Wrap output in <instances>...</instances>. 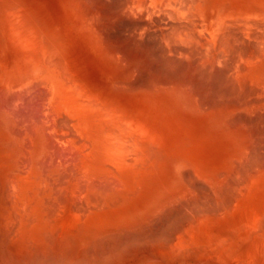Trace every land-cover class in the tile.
<instances>
[{"label":"rangeland","instance_id":"rangeland-1","mask_svg":"<svg viewBox=\"0 0 264 264\" xmlns=\"http://www.w3.org/2000/svg\"><path fill=\"white\" fill-rule=\"evenodd\" d=\"M180 1L182 2L183 0H179V2ZM184 1L186 3L188 1L191 2L192 0H184ZM184 1L182 3H184ZM11 2H12V4H11ZM138 2H141V3L147 2L148 4L145 3V4H142V5H144L143 7H142V5L139 7L140 3H138ZM172 2H173L172 0L171 1L170 0H160V1L159 0H142V1L141 0H136V1L135 0H0V149H1L0 150V157H2L0 159V163H1L0 164V186H1L0 192H2V193H0V196H1L0 197L1 198V200H0V217H1L2 211L5 209V205H6V202H4L5 203V205H4L2 203V201L4 199H6L7 197L12 199L11 197H13L12 196L13 194L12 195L9 194V193H12L11 187H13V188L18 187L17 184L19 183V181L15 180L16 179L15 178V173H16L15 168L16 169H20L22 167H24V168L28 167L29 168L31 166V164L33 163V159H34V152H32V151H35V147H36L35 143L37 145V138L40 137V135L43 139H45L46 144H48V148L50 147L49 151L46 150V152H49V153H46V154H48V155L51 154V155H49V157H47V155H45L46 156L45 158H47V159L44 158L45 162H47L46 160H48V161L50 160V158H51L50 156L54 155V154H52V151H53V153L56 152L55 156L56 157L58 156V159H59L60 153H62L61 154L62 156H64V155L67 156L66 158H68V156H69L70 158L74 159L73 160L74 162H72V160L70 158L68 159L69 161L65 159L67 162L66 164H68V162L70 164V161L73 164L75 162H77L75 164H80L81 160L80 161L78 160L79 157L77 155H76V157H74L75 156L74 151L72 153V155H74V156L72 157L71 152H72V150H75L76 154L80 153V155H81L82 152H79V150H78L79 153L77 152V149H80V151L83 149V147L80 146V142H86L88 140L87 138H84V135L86 136L88 133H87L84 126L81 129L80 121L84 120L81 116H84L85 111H83V109L85 108V105H87V103H88L87 101L91 97H92L91 99H93V97H94V99L97 100V101L93 100L95 102L92 101V103H94V104L98 101L102 102L101 100H104L108 104L111 103L110 104L111 106L109 105L110 107H112V105L114 104L113 107H116L119 109L123 107L125 109L135 111V112L139 113L140 115H144L148 118H151V120H154L157 117H161V120L163 121V123L166 127V132H167V137H166V140L164 142L165 148L167 149V151L172 150V152L164 160L165 161L164 166H166L168 169L163 166L162 172L160 174H158V178H168V179L174 178L175 173L172 170L173 159H174V157H181V159H183L185 161L182 166H184V165L187 166V167L184 166L183 168L181 167L182 172L187 171V173H184V172L183 173L185 175L187 174L189 177H190V174L192 175L193 172H194L193 175L195 174L196 176L195 175L194 176L196 178L198 175L199 176L201 175L202 178H200V179H204L206 181H204V180L198 181L199 176L196 179L192 175L191 178L193 177V180L195 179V182L198 184L203 183V184L198 186V188L201 190V194L203 191L207 190V192H208V190H209V193H212V197H213V198L211 196L207 197L206 192L205 193L203 192V194L206 197L202 196L203 194L202 195L200 194V196H199L200 190H199V192L196 191L197 197L195 196V198L197 199V198L201 197L200 198L201 200L197 199L196 200V202L198 201L197 204L195 203V199H192V201L194 200L193 204H192V201L189 200L186 202L189 204V206H188V204H186L185 205L186 207L188 206L192 210H195V209H199V210L219 209V211H220L222 209L221 213L229 214V216L227 218L229 221V226H231L232 228L238 227L240 224H243V225L245 224L244 226L243 225H241V226H243L247 231H249V232L257 231L256 228L259 224L257 222L259 220L257 221L258 214H256V213H258V212H256V211L260 209L259 211L264 213V175H263V173H264V164H263V162H264V107H263L264 106V96L260 98V96H262L260 94L261 93L263 94V90L261 92H259L260 94L257 93V90H254V89L251 91V89H249V86H253V85L248 83L249 86L243 85V89L246 92L247 91H250V92H247V93L242 92V89H241L242 87H240V84L237 81H236L237 83L234 82V79H231L232 77L233 78H235V77L234 76L231 77V74H230L231 68H232L231 62H230V54H224L221 51L220 44L217 43L218 41L214 37L212 39V34L207 29L202 30V32L205 33L206 31H208L207 35H209V36L206 37V35H205L206 33H205L204 38H206V39L202 38L204 40V42L201 44L202 48H203V46H204V49H206V47H207L206 54H204V52H205L204 49H201L199 45L196 46L197 45L196 43L191 44L190 43L191 41L188 42L189 40H184V39H182V41L184 40V41H186V43L188 42L187 43L188 46H190V47L193 46L194 49L188 47L185 43H183V45L185 44V47L187 46L190 49V51L188 50L187 47H186L187 49L183 48V45L180 44L181 39L176 40L175 47L173 48L174 42H173V46H172V43H170V42L168 43L167 40H165V39L167 38L169 40V38H170V40L174 41L176 38L174 36L177 34V31L180 28H182V25L185 24V23L184 24H182V23L185 21H186V24L189 22H192L194 20L193 19L194 17L192 18L191 17L192 15L190 16L188 11H185V10L179 8L178 9V10H180L179 14H182L183 16L180 15V17H179L180 20L179 19L175 20L176 18H178V16H177L178 10H176V13H173V12H175L174 9H175V7H178V6L180 7L181 4L179 3V5L177 6ZM192 2L194 3V6L196 5V7L193 9V12H196V13H193V15L195 16V15L199 14V16L198 15L197 16L199 17L198 19H200V22H201V17L203 15H206L205 18L207 20H209L210 22L213 21V17L215 15H220V16L222 15L221 17H223V18L228 17V16L230 18H234V19L237 18L236 22L237 21L241 22L242 19H245L248 17L251 19L264 21V0H197V1L195 0ZM137 4H138V6H137ZM226 4H227V6H226ZM20 6H21V9H20ZM14 7H18L17 8V9H19L18 13L16 11L17 9L15 10ZM203 7H205V8H203ZM131 8H133V9H131ZM13 9L16 11V14H15V11L13 14L12 13L10 14L11 10L13 11ZM218 9L220 12L218 11ZM7 10L9 12H7ZM6 12L9 14H7ZM87 12H88L90 17L88 15H86ZM215 12L217 14H215ZM243 13H245V14H243ZM4 14H7V15H4ZM233 14H234V16H233ZM12 15H14L16 17H14ZM174 15L176 16V18ZM91 16H92V18H91ZM146 17H147V20H146ZM196 19L197 18H195L194 21L199 22V21H197L198 19L197 20ZM91 21L94 25L91 23ZM150 21H151V23H150ZM179 22L182 25H180ZM140 23H141V25H140ZM177 23L179 24L178 27L175 25ZM39 24L41 27L39 26ZM17 25H18V27H17ZM28 25H30L29 29H31V27H33V29H36L35 33H37V34H34L35 37H33V35L30 34V32H32L33 29H32V31L30 30V32H28V30H27ZM43 25H45V26H43ZM100 25H101V27H100ZM171 25L172 26L174 25V26L171 27ZM134 26H136V27H134ZM147 26H148V28H147ZM10 27L12 28V31H11ZM40 28H41V30H40ZM169 28H172V29H169ZM177 28H179V29L177 30ZM15 29H17V30H15ZM148 29H150V30H148ZM143 31H144V34H142ZM172 31H174L175 35L172 33ZM9 32L11 33V35ZM14 32H17L15 37L13 36V34L15 35ZM21 32H23V33H21ZM41 32H43V34H41ZM140 32H141V34H140ZM20 33L22 34L21 36L25 35L26 40H27V38L29 39V41L34 46V50H33V48H31L33 46H31V43L28 40L26 43H28V44L30 43L29 49L31 48L32 51H31V49H30V51L29 50L27 51L26 48H28V47L23 48L24 43H25L24 41H26V40L24 38H23L24 41L22 39L18 40L19 38H21L19 36ZM32 33H34V31ZM36 35H37V39H36ZM103 35H104V37H103ZM139 35H140V37H139ZM141 35H142V37H141ZM160 35H161V38L163 40L160 38ZM169 35L170 36L172 35V37H170ZM41 36H44L43 39ZM31 37H33V38H31ZM209 37H210V39H209ZM159 38H160V40H158ZM31 39L34 40V42ZM35 39H36V41H35ZM208 40H211V41H208ZM212 40H215V42ZM9 41H11V42H9ZM12 41L13 42L15 41L14 42L15 44L17 42L18 43L20 42V43L18 45L17 44L14 45V43ZM163 41H164V43L166 41L168 44H171L170 49L171 48L173 49L172 50L173 53L171 52L173 56L169 53L171 50L166 47V46H170V45H168V44L165 46L163 45L167 50H169V51H167V50L165 51V48L162 46V44H164ZM182 41H181V43H182ZM207 42H208V44H207ZM26 43H25V46L28 45ZM209 43H210V45H209ZM159 44H161V46ZM194 44H196V45L194 46ZM19 45L23 49L22 48L19 49L18 48ZM92 45H94V46H92ZM181 45H182V47H181ZM160 47H162V48H160ZM113 48H115V49H113ZM154 48H157L158 50L154 49ZM181 48H183V49H181ZM174 49H176L177 51ZM185 49H186L187 53L189 51L188 55L192 56L194 54L193 56H197V54H198V56L197 57L192 56L193 58H191L190 56H187L191 60V61H188L187 59H189V58H187L185 56V53H186ZM107 50H109V51H107ZM179 50H180V52L182 50V53H184V51H185L184 56L186 57L187 61L185 60L184 56H182L183 54L182 55L180 53L177 54V52H179ZM192 50H193V52H192ZM198 50H199V52H198ZM201 50H203V51H201ZM52 51H53V53H52ZM167 52L171 56L168 55ZM202 52H203L204 56L201 54ZM113 53H114V55H113ZM118 53H119V55H118ZM179 54H180V58H179ZM200 54L205 59L206 63H208V64L210 63L209 65L206 63H203L202 62L203 60L200 61V58L203 59L200 56ZM207 54H209V55H207ZM174 55H176V56H174ZM213 55H214V57H213ZM215 55H217L218 57L217 56L215 57ZM197 58H198V60H197ZM213 58H214V60H213ZM49 59H50V61H49ZM54 59H55V61H53ZM57 59L58 60L62 59V60L58 61ZM194 59H196L195 60L196 62L194 61ZM173 60H174V65H172ZM198 61H199V63L203 64L204 68L202 67L201 64L198 63ZM213 61H214V63H213ZM54 62H56V63L53 64ZM58 62H60L61 64L59 65ZM62 62H63V64H62ZM220 62H221V65H223V66L218 65V64H220ZM195 63H197L198 65ZM219 67H222V68L218 69ZM192 68H194L195 70ZM207 69L208 70L210 69L212 73L209 72ZM214 69L217 72H215V71L213 72ZM190 70H191V72H189ZM204 70L208 74H206L204 72ZM65 71L68 72L69 76L67 73H62ZM192 71L194 74L192 73ZM198 71H199V73H198ZM219 71H223V72H219ZM185 72H186V74H185ZM201 73H204V74L202 75ZM226 73H227V75H226ZM184 74H185V76H184ZM222 74H223V76L224 75H226V76L223 77ZM199 75H200V77H202L204 75L206 77H204V78L202 77L203 79H201L199 77ZM227 76H228V78H226ZM64 77L69 78L70 81L72 82V84L70 82V83H67V85H66L65 82H67L69 79L65 80V79H63ZM180 78H181V80H180ZM190 78H192V79H190ZM188 79H189V81H188ZM190 80H192V81L194 80V81L190 82ZM205 80H207V81H205ZM230 80H233L234 83H232V82L228 83ZM119 81H120V83H119ZM122 81H124V82H122ZM39 82H41V83H39ZM170 82L171 83L173 82V83L171 84ZM176 82L178 84L180 83V85H178ZM188 82H190V85H192V86H190V88L192 87L191 90L193 92H190V90H189L190 88L187 87V86H189ZM112 83H114V84H112ZM175 83L177 86L173 85ZM184 83H185V85H187L186 83H188V85L185 86ZM227 83H228V85H227ZM73 84H74V86H73ZM162 84H163V86L159 87ZM231 84H232V87L234 89H232ZM31 85H32V87H31ZM42 85H44V86H42ZM68 85L70 87H68ZM77 85H78V88H77ZM155 85H157L158 87ZM181 85L187 87V89L189 88L187 90L184 87L188 92H190L191 94L193 93L192 94L193 96L192 95L188 96L189 98H190V96H192V98L194 97L193 98L194 100L191 99V100H193L192 101L193 103L181 102L182 98L185 99V96L187 97L186 93H188V92L185 93V89H183L185 94L182 92L181 89L183 88V86L181 89L179 87ZM4 86H5V88H4ZM19 86H23V87H19ZM39 86L41 87V89ZM170 86H172V87H170ZM226 86H227V88H225ZM79 87H81V88H79ZM119 87H121V88H119ZM165 87H167V88H165ZM175 87L178 89H176ZM237 87H239L241 90H239ZM244 87H246L247 89ZM42 88L44 90L48 89L50 91L45 90V92H44V90ZM195 88L199 91H197V90L195 91ZM6 89H7V91H6ZM65 89H70L71 91L65 90ZM74 89H75V91H74ZM77 89H79V92L81 93V96H83V97L85 95L87 97H89L91 95L92 96L90 98H88V100L86 99L87 97L85 96L83 99H86L87 101L84 100V103L80 104V102H83V100L82 99L80 100L81 96L79 95V92H77L78 91ZM38 90L39 91L42 90L41 93H39ZM204 90L206 91V94H205ZM10 91H11V93H10ZM211 91H213V93H211ZM43 92H44V94H43ZM48 93L50 95H47ZM203 93H204V95H203ZM230 93H232V96L234 95V97L236 95L237 98L230 96L231 95ZM36 94H38V95H36ZM42 94L45 95L46 97L43 96ZM66 94H68V95L66 96ZM70 94L72 95V97H70L71 96ZM75 94H78L80 97L78 98V95L75 96ZM208 94H210V95H208ZM63 95H64V97H63ZM194 95L195 96L197 95L196 96L197 98H195ZM68 96L70 97V99L68 98ZM251 96L252 97L254 96V99ZM256 96H258V97H256ZM76 97H77V99H76ZM247 97L249 100H247ZM224 98H226V99H224ZM195 99H198V100H195ZM223 99L225 100V102ZM258 99H260V100H258ZM41 100H43V101H41ZM68 100H70V101H68ZM71 100L76 101V102H72ZM231 100H233V101H231ZM241 100H242V102H240V103H242L243 105L242 104L240 105V103H239V101H241ZM243 100L248 101V102H244ZM1 101H3V102L1 103ZM196 101H198V102H196ZM249 101H250V103L252 102V104L249 105ZM19 102H20V104H19ZM42 102L43 103L45 102L46 104L45 103L43 104ZM217 102H219L220 105L217 104ZM222 102L226 103V105L223 104ZM36 103H37V105H36ZM47 103H48V105H47ZM75 103L77 105H74ZM89 103L91 104V102H89ZM194 103H196V106ZM197 103H199V104H197ZM233 103H235L236 105L235 104L233 105ZM246 103H247V105H249V106L245 105L246 108L248 107V109H251L250 111L247 109L249 112H247L244 109L245 108L244 104H246ZM21 104H22V106H21ZM49 104H50V106H49ZM94 104H92V106ZM42 105L46 106V107L43 108ZM54 105H56V108H53V107H55ZM72 105H74V107ZM83 105H84V108H81L82 110L79 109V107H83ZM199 105L201 106L199 109L200 111L198 110ZM214 105H215V107H214ZM222 105L224 106L225 111L228 114H226L224 112L223 107L220 108V106H222ZM228 105L231 107L227 108ZM23 106H25V107H23ZM51 106H53V107L51 108ZM203 106H206V107L204 108ZM216 106L218 108H216ZM20 107H22V108H20ZM196 107H198L197 110H196ZM27 108H29V110ZM74 108H76V109L73 111ZM89 108H90V106L88 107V110L90 112ZM253 108H255V109H253ZM24 109H25V111H24ZM42 109H44V110H42ZM202 109H203V111H202ZM220 109L223 110L225 115H222V113H221L222 110H220ZM252 109H253V112H251ZM33 110L35 112H33ZM86 110H87V108H86ZM9 111H11V112L9 113ZM26 111L28 113L31 112V113H29L31 115L27 114ZM52 111H54L53 115H52ZM63 111H64V113H63ZM216 111H217V113H216ZM229 111L230 112L232 111L231 113H233V116ZM40 112H41V114H40ZM56 112H57V114H56ZM89 112H88V115L90 114ZM34 113H35V116L37 118L34 116ZM49 113L51 115H49ZM215 113L217 116L215 115ZM10 114L12 115V117ZM25 114H26V117H25ZM63 114H64V116H63ZM28 115L30 118H31V116L33 118L30 120ZM38 115L39 116L41 115V116L39 117ZM42 115H44V116H42ZM50 116H51V118H50ZM65 116H68V117L66 118ZM225 117L227 118V121H226ZM24 118H26V119H24ZM34 118H36V119H34ZM60 118H62V119H60ZM65 118H66V123H65V120H64V122H61ZM21 119H23V120L21 121ZM46 119H48V122L50 124L47 123ZM70 119H72V120H70ZM36 121H38V123ZM59 121L61 122V125H60ZM228 121H229V124H228ZM10 122H12V123H10ZM18 123H22V125L21 124L18 125ZM52 123H53V125H52ZM12 124L14 127L11 126V128H10V125H12ZM32 124H34V126ZM36 124L39 126H37ZM55 124H56V126H55ZM66 124H67L66 127L63 126ZM230 124L232 126H230ZM57 125L59 127H57ZM15 126H17V127H15ZM62 126L64 127V128H61L63 132L60 130V127H62ZM45 127L48 130H51V131H49L50 133L48 132V130ZM48 127H50V128H48ZM51 127H53V129ZM65 128H68V129H65ZM19 129L24 131V132L20 131ZM83 129L85 130V132H83L84 131ZM238 129L240 131L239 133L242 132V135L236 134V133H238ZM70 130L74 131L72 133V135H71L72 131H70ZM236 130H237V132H236ZM44 131H45V133H44ZM81 131L84 133V135L81 137L82 140H84V141H80L81 138H79L82 135ZM52 132L54 135L51 134ZM58 132H60V133H58ZM75 132H76V134H75ZM38 134H40V135H38ZM45 134H47V135H45ZM50 134H51V136H48ZM58 136H60L61 138ZM186 136H189V137H186ZM62 137H64V139ZM24 138H26V139L24 140ZM76 139L78 141L75 143ZM85 139H87V140H85ZM58 140L60 142L61 141L62 142L61 143L59 142V144L57 146ZM24 141H26V143ZM49 141H50V143H49ZM54 141H57V143ZM66 141L67 142L69 141V142L67 143ZM189 141H191L190 145H187V144H189L188 143ZM23 142L25 145H23ZM246 142H249L248 143L249 146H248V144H246ZM20 143L22 146L20 145ZM26 145H29V146H26ZM53 145H54V147H53ZM68 145L70 147L72 146L71 147L72 150L70 149V147ZM75 145L79 146L81 148H79V147L77 148V147H75ZM244 145L247 147L245 148ZM59 146H62V148H63L62 152L60 151L61 147H59ZM64 146L66 147V149H68L67 148V146H68L70 150H66L64 148ZM19 147H22V148H19ZM51 147L53 149H51ZM56 147L58 148V150H56L57 149ZM75 148H77V149H75ZM25 149L27 152L24 151ZM64 149H65V151H64ZM54 150H56V151H54ZM247 150H248V152H247ZM7 151H10V152L8 153ZM1 152H3V154L4 153H6V154L1 156ZM18 152H20V153H18ZM22 153H26V154H22ZM57 153H58V155H57ZM63 153H64V155H63ZM21 154L23 156L21 158H19L21 156ZM26 155L27 156L30 155L31 158L27 157ZM62 156H61L62 159L60 158L61 160H63ZM3 157H6V158L4 159ZM22 158H24V160L27 158L25 160L26 163H25V161L24 162L21 161ZM10 159L11 160L16 159V161H13V160L11 161ZM195 159H197V160H195ZM236 159H238L237 161H239V160L240 161L237 162ZM1 160H2V162H1ZM29 160H30V162H29ZM186 160H188L187 163H186ZM190 160L194 164V166H195L194 168H190L188 166ZM18 161H20V164H22V166L19 165ZM5 162L6 163L8 162L7 163L8 165L10 164L9 167H8V165H6ZM245 162L247 163V165ZM260 162L262 165H259ZM27 163H29V164L27 165ZM3 164H5L8 168L5 167V165H3ZM63 164H64V162H63ZM193 164L191 165V162H190V165L192 167H193ZM237 164L239 165V167L241 166L240 169L237 166ZM249 165H250V167H249ZM260 166H261L262 170H261ZM251 167H253V168H251ZM254 167H255V169H254ZM185 168H187V169L189 168L188 170L191 173L189 174L188 170ZM216 168H217V170H216ZM256 168H258V169H256ZM190 169H191V171H190ZM228 169H230L232 173ZM221 170H223V171L225 170L224 171L225 173L224 172L223 173L218 172ZM226 170L229 172H226ZM7 171H9V172H7ZM246 171H248V172H246ZM249 171L250 172L254 171V172L250 173ZM6 172H7V174H5ZM260 172L262 173V175ZM11 173L14 174V177H13V175H11ZM216 173H218L220 175H218ZM221 174L222 175L225 174V176L223 177ZM229 174H231V176L233 174L235 177L232 178L231 176H229ZM7 175H9V177H5ZM209 175L210 176L212 175L210 177L211 180L213 179L212 177L217 178L215 180L217 183L214 182L215 186L213 185V183L211 184L212 188L209 186V184H210L209 182H211V181L207 182ZM217 176H219V177H217ZM2 177H4V178H2ZM206 177H208V178H206ZM222 177L224 180L221 179ZM242 177H243V180H241ZM5 178L9 179V180L5 181ZM11 178H15V179L11 180ZM210 178H209V180H210ZM225 178H227L228 181ZM239 178H241L240 180L243 182L239 181L238 180ZM232 179L235 181L237 179L236 182L234 181V183H236V184L232 183V181H233ZM230 180H232V181L230 182ZM245 180H246V182H245ZM17 181H18V183H17ZM226 181L228 183L230 182L229 184L232 183L233 185L231 184V186L229 185V187H228V183L226 184ZM5 182H7V183H5ZM13 182L15 183L16 186L14 185ZM240 182H241V184H240ZM8 183L10 186L8 185ZM10 183L13 185L11 186ZM217 184L219 185L218 188L221 187V188H219V191L221 189L222 190L226 189V190H223V192L217 191L218 190V188L216 187ZM237 184H239V185H237ZM205 185H207V186H205ZM222 185H225V186L227 185V187L225 188V186H223V188H222ZM201 186H202V188H201ZM213 187L216 188L217 193L214 191L215 188H213ZM229 188L230 189L234 188V190L232 191V189L230 190ZM9 189L11 192L9 191ZM210 189H213V190L210 192ZM4 190H5V192H6V190L9 191V192L7 191L9 196H7V193H5V194L3 193ZM240 190H242V192ZM237 191H238V194L240 192L242 193V194L240 193V195L242 197L240 198V200H235L233 202L234 205L231 204V207H230L228 204L227 195L230 196L231 195L230 192H232L233 195H234V193H235V195H238V194H236ZM213 192H214V194H213ZM228 192H229V194H228ZM218 193H219V195H217L218 197L215 196ZM220 193L222 195H220ZM10 195H11V197H10ZM220 196H224V198L223 197L219 198ZM204 197L207 198V200L210 197L211 201L209 199L208 201H210V202L208 203L207 200H204V199L202 200V198H204ZM215 197L219 201H217ZM238 197H239V195H238ZM220 199H222V200H220ZM224 199H226L225 201H227V202H225ZM215 200H216L217 204H215L216 203ZM4 201H6V200H4ZM199 201H201V202H199ZM203 201H205L206 204ZM203 203L205 204V206L207 205V207L203 206L204 205ZM190 205H192V206H190ZM224 205L230 207V209L232 208L233 210L232 209L230 210L228 207H225ZM210 206L211 207L216 206V207L210 208ZM217 206H219V207L217 208ZM1 208H2V210H1ZM223 209L224 210H230V212H223L224 211ZM183 211H185V209H183ZM195 211H197V210H195ZM241 226H239V227H241ZM246 226L250 227V229H247ZM252 227H254V228H252ZM254 246L263 249L262 246H264V242H258ZM253 248H255V247H253ZM258 259L260 262L263 259L262 263H264V252H262L260 254Z\"/></svg>","mask_w":264,"mask_h":264},{"label":"bare ground","instance_id":"bare-ground-1","mask_svg":"<svg viewBox=\"0 0 264 264\" xmlns=\"http://www.w3.org/2000/svg\"><path fill=\"white\" fill-rule=\"evenodd\" d=\"M172 1H173L172 3H174L177 6L179 5V3L181 4L180 7L179 6L175 7V9H174L175 12L172 11L173 13H176V10H178L180 8V9H183L185 11H188L189 15L190 16L192 15L191 16L192 18L194 17L193 18L194 20H195V18H197V19L199 18L198 17L199 14H197L198 16L193 15V13H196V12H193V9L196 7V5L194 6V3L192 1H195V0H192L191 2L188 1L186 3L184 0H183L184 3H182L183 1L179 2V0L178 1L172 0ZM138 3H140L139 4V7H140L142 4H145L147 2H145V3L138 2ZM11 4H12V2H11ZM137 6H138V4H137ZM143 6L144 5H142V7ZM226 6H227V4H226ZM17 8L18 7H14L15 10ZM203 8H205V7H203ZM14 9H13V11L11 10L10 14L14 13V11H15ZM20 9H21V6H20ZM131 9H133V8H131ZM18 10L19 9L16 10L17 13L19 12ZM16 11H15V14H16ZM179 11L180 10H178V12H177L178 15L176 14L178 16V18H176V16L174 15L176 18L175 20L179 19L180 15L183 16L182 14H179L180 13ZM218 11H219V9H218ZM7 12H9V11L7 10ZM7 14H9V13H7ZM7 14H4V15H7ZM215 14H217V13L215 12ZM243 14H245V13H243ZM86 15L89 16L88 12ZM12 16H14V15H12ZM221 16L215 15L213 17L212 22H210L209 20H207L205 18L206 15H203L201 17V22H200V19H198V20L196 19L199 22H195L193 20L192 22H189L187 24H186V21L184 20L185 22L182 23V24L185 23L184 25L180 24V22H179V24L182 25V28H180V29L177 28V30L178 29L179 30L177 31L176 35L174 34V31H172V33L175 36L173 34L172 35L174 37H176L177 39L175 38V40L173 41V40H170V38H169V40L166 38L165 40H167L168 43L169 42L172 43V46H173V42H174L173 48L175 47L176 40L181 39L180 44H182V45H183V43H185L188 46L187 43L191 41L190 42L191 44L192 43L197 44V45L194 44V46L199 45L201 49H204V46L202 45L203 46V48H202L201 44L204 42L203 39H206V38H204V36L205 35H206V37L209 36V35H207V32L209 31L212 34V39L214 37L218 41L217 43L220 44L221 51L224 54H230V62H231V66H232L230 74H231V77L232 76L235 77V78L232 77L231 79H234V82L237 81L240 84V87H242L241 88L242 92L243 93L244 92L245 93L250 92V91L246 92L243 89V85L249 86L248 85V83H249V84L253 85V86H249V89H251V91L254 89V90H257V93H259L263 90V94H264V21L251 19L248 17V18H245L242 20L240 19L241 22H239V21L236 22V19H237L236 17H235L236 19H234V18H230L229 16L224 17V18ZM233 16H234V14H233ZM14 17H16V16H14ZM91 18H92V16H91ZM146 20H147V17H146ZM91 23H92V21H91ZM150 23H151V21H150ZM177 24H175V25L178 27L179 24L178 25ZM140 25H141V23H140ZM29 26L30 25H28V29L26 28L28 30V32H30V30L32 31V29H33V27H31V29H29L30 28ZM39 26H40V24H39ZM43 26H45V25H43ZM173 26L171 25V27H173ZM17 27H18V25H17ZM100 27H101V25H100ZM134 27H136V26H134ZM147 28H148V26H147ZM150 29H148V30H150ZM169 29H172V28H169ZM205 29L208 30L205 32L206 34L202 32V30H205ZM15 30H17V29H15ZM35 30L36 29H33L34 33H32L33 31L30 32V34H32L33 37H35L34 34H37V33H35L36 32ZM40 30H41V28H40ZM11 31H12V28H11ZM141 32H140V34H141ZM14 33H15V35L13 33L12 34L15 37L17 32H14ZM21 33H23V32H21ZM21 33L19 35L21 38H19L18 40H20V39L23 40V38L26 40L25 35L21 36L22 35ZM41 34H43V32H41ZM142 34H144V31ZM10 35H11V33H10ZM172 35L171 36L169 35V36L172 37ZM33 37H31V38H33ZM41 37L43 39L44 36H41ZM103 37H104V35H103ZM139 37H140V35H139ZM141 37H142V35H141ZM160 38H161V35H160ZM160 38L158 40H160ZM36 39H37V35H36ZM36 39H35V41H36ZM182 39L189 40V41L186 43V41L183 40L184 41L183 42ZM209 39H210V37H209ZM27 40L29 41L28 38H27ZM27 40L26 41L23 40V41L26 43ZM32 41L34 42V40H32ZM181 41H182V43H181ZM208 41H211V40H208ZM212 41L215 42V40H212ZM9 42H11V41H9ZM167 42L165 41V43H164V41H163L164 44H162V46L167 45L168 44ZM19 43L17 42L16 44L18 45ZM25 43H24L23 48L28 47V48H26L27 51L28 50L30 51L31 48H33V50H34V46L32 45L31 42H30L31 46H33V47H31L30 49H29L30 43L29 44L26 43V44H28L26 46H25ZM16 44L14 43V45H16ZM185 44L183 45V48L187 47V46L185 47ZM207 44H208V42H207ZM159 45L161 46V44H159ZM168 45H170V46H166V47L168 49H170L171 44H168ZM182 45H181V47H182ZM209 45H210V43H209ZM92 46H94V45H92ZM188 47H190V46H188ZM18 48L20 49L22 47H20V45H19ZM157 48H154V49H157ZM160 48H162V47H160ZM183 48H181V49H183ZM190 48H193V46ZM113 49H115V48H113ZM186 49H185V51H186ZM206 49H207V47H206ZM206 49H204V51H205L204 54H206ZM166 50L167 49L165 48V51ZM170 50L171 51L169 53L172 55L173 49L171 48ZM174 50H176V49H174ZM188 50L190 51L189 48H188ZM31 51H32V49H31ZM53 51H52V53H53ZM107 51H109V50H107ZM167 51H169V50H167ZM185 51H184V53H185ZM189 51H188V53L186 51V53H185L186 57L190 56V55H188ZM201 51H203V50H201ZM192 52H193V50H192ZM198 52H199V50H198ZM169 53L167 52L168 55H170ZM178 53H180L181 55L183 54L182 56H184V53H182V50H181V52L179 50V52H177V54ZM180 54H179V58H180ZM201 54L204 56L203 52ZM201 54H200V56H201ZM113 55H114V53H113ZM118 55H119V53H118ZM207 55H209V54H207ZM174 56H176V55H174ZM185 56H184V58L186 60ZM192 56H190V57L191 58L197 57L198 54H197V56H193V57ZM216 56L217 55H215V57ZM213 57H214V55H213ZM187 58H189V57H187ZM60 60H62V59H59L58 61H60ZM174 60H173L172 65H174ZM187 60L191 61L190 58ZM195 60L196 59H194V61ZM197 60H198V58H197ZM201 60H203L202 61L203 63H206L204 58L203 59L200 58V61ZM213 60H214V58H213ZM49 61H50V59H49ZM53 61H55V59ZM55 63L56 62H54L53 64H55ZM198 63H199V61H198ZM213 63H214V61H213ZM58 64L60 65L61 63L58 62ZM62 64H63V62H62ZM195 64H197V63H195ZM199 64H201V63H199ZM206 64H208V63H206ZM201 65L203 67V64H201ZM218 65L223 66V65H221V62ZM194 68H192V69H194ZM220 68H222V67H219L218 69H220ZM210 69L209 70L207 69V70L209 72H211ZM214 71H215V69L213 70V72ZM189 72H191V70ZM204 72H205V70H204ZM215 72H217V71H215ZM219 72H223V71H219ZM62 73L68 74V72H66V71L62 72ZM192 73H193V71H192ZM198 73H199V71H198ZM205 73L208 74L207 72H205ZM185 74H186V72H185ZM185 74H184V76H185ZM201 74L203 75L204 73H201ZM226 75H227V73H226ZM226 75H224V76H226ZM68 76H69V74H68ZM222 76H223V74H222ZM65 77L63 79H65V80L69 79V78H65ZM199 77H200V75H199ZM202 77L204 78L206 76L204 75ZM202 77H200V78L203 79ZM226 78H228V76ZM190 79H192V78H190ZM180 80H181V78H180ZM68 81L65 82L66 85H67V83L71 82L70 79ZM188 81H189V79H188ZM191 81L192 80H190V82ZM205 81H207V80H205ZM122 82H124V81H122ZM190 82H188L189 86H187L188 83H186L187 85H185V83H184V85L190 88V86H192V85H190ZM230 82L234 83L233 80H230L228 83H230ZM39 83H41V82H39ZM119 83H120V81H119ZM176 83L173 85L175 86ZM228 83H227V85H228ZM71 84H72V82H71ZM112 84H114V83H112ZM69 85H68V87H70ZM157 85H155V86H157ZM178 85H180V83ZM42 86H44V85H42ZM73 86H74V84H73ZM162 86H163V84L159 87H162ZM182 86L183 85L179 86L180 89L182 88ZM185 86H183V88L181 89L183 93H184L183 89H185V88L187 89V87H185ZM19 87H23V86H19ZM31 87H32V85H31ZM170 87H172V86H170ZM231 87H232V84H231ZM4 88H5V86H4ZM77 88H78V85H77ZM79 88H81V87H79ZM119 88H121V87H119ZM165 88H167V87H165ZM191 88L189 90H190V92H193L191 90ZM225 88H227V86ZM237 88L239 90H241L239 87H237ZM244 88H246V87H244ZM40 89H41V87H40ZM176 89H178V88H176ZM186 89H185V93L188 92L187 91L188 89L187 90ZM232 89H234V88L232 87ZM45 90H44V92H45ZM65 90H70V89H65ZM77 90H78L77 92H79V89H77ZM196 90L197 89L195 88V91ZM6 91H7V89H6ZM41 91H39V93H41ZM48 91H50V90H48ZM74 91H75V89H74ZM197 91H199V90H197ZM44 92H43V94H44ZM190 92H188L189 94L186 93L187 97L185 96V99L182 98L181 102L193 103L192 102L194 100L193 99L194 97L192 98L193 93L191 94ZM10 93H11V91H10ZM211 93H213V91H211ZM205 94H206V91H205ZM230 94H231L230 96H232V93H230ZM263 94L262 93L260 94V95H262V96H260V98L264 96ZM36 95H38V94H36ZM47 95H50V94L48 93ZM67 95L68 94H66V96ZM72 95L70 97H72ZM76 95H78V94H75V96ZM79 95L81 96L80 92H79ZM79 95H78V98L80 97ZM189 95H192V96H190V98H189L188 97ZM203 95H204V93H203ZM208 95H210V94H208ZM43 96H45V95H43ZM91 96H89V97L86 96L87 97L86 99L88 100V98H90ZM196 96H195V98H197ZM63 97H64V95H63ZM70 97L68 96L69 99H70ZM84 97L83 96L80 97V100L81 99L83 100V102H80V104H83L84 100H86V99H83ZM232 97H234V95ZM235 97H236V95H235ZM256 97H258V96H256ZM226 98H224V99H226ZM252 98L254 99V96ZM76 99H77V97H76ZM90 99L88 101L86 100L88 103L85 101L87 103V105L84 104L85 108H84V105H83V107H79V109L84 108L83 111H85L84 112L85 117L81 116L84 119L83 121H80L81 129L84 126L87 133H88L85 136L83 133V132H85V130L83 129L84 131L83 130H82L83 132L81 131L82 135L79 137V138H81L84 135V138L88 139V140L85 139V140H87L86 142H80V141H84V140H82V138L79 141L80 146L83 147V149H82L83 151L82 150L80 151V149H77L79 146H76L77 144L75 145V147H77V148H75V149H77V152L79 150V152H82V154L80 155L79 152H78L79 154H76L75 150H72V148H71L72 146L70 147L68 145L70 147V149L72 150L71 155H72L73 151L75 153V156L72 155V157L73 156L76 157V155H77L79 157L78 160L79 161L81 160L80 164H75L77 162H75L73 164L72 162H74L73 161L74 159L70 158L69 156H68V158H66L67 156H65L64 153H63L64 156H62L61 155L62 153H60V156L58 159V156L57 157L55 156L56 152L53 153V151L51 150V149H53L52 147L50 150L52 151V154H54V155L50 156L51 158L49 161L46 160L47 162H45V159H47V158H45L46 157L45 155H47V157H49V155H51V154H49V155L46 154V153H49V152H46V150L49 151L50 147L48 148V144H46L45 139H43L41 137V135L38 134V135H40V137L37 138V145L35 143V146H36L35 151H32V152H34V159H33V163L32 164L30 163L31 166L29 168L27 167L28 169L24 168V167H22L20 169H16L14 167L15 172H16L15 173L16 179L11 178V180L12 179L18 180L19 181V183L17 181L18 187H15V188L11 187L12 193H9V194H11V195L13 194L12 195L13 197H11V195H10V197L12 199H10L8 197L6 198L5 196L4 197L6 199H4V200H6V201H4L2 199L3 200L2 203L5 205L4 202H6V205H5V209L2 211V214L0 217V264H264V263H262L263 259L261 262L258 259L260 254L262 252H264V246H262L263 249L254 246L258 242H264V213L259 211L260 209L256 211V212H258L256 214H258L257 221L258 220L259 221L257 223H259V224L256 228L257 231H254V232L247 231L243 227L245 224L244 225L240 224L239 226L243 225L241 227H239L237 224L236 225L238 227L232 228L231 226H229V221L227 218L229 216V214L221 213L222 209L220 211H219V209H213V210H211V209L210 210L195 209L197 211L190 209L188 207L189 204L186 202L189 200L192 201V199H195V203L197 204L198 201L196 202V200L197 199L199 200L201 197L196 199L195 196H196L197 192H199V190H200L198 188V186L203 184V183L200 182L201 184H198L195 182V179L193 180V177L191 178V176L193 175L194 172L191 175L190 174L191 172H189V170H188L189 168L188 169L185 168V169L188 170L190 177L187 174L186 175L184 174V173H187V171L185 169L184 170L186 172H184V171H183L184 173L182 172V168L186 165L182 166L185 161L183 159H181V157H174V159H173L172 170L175 173L174 178H172V179L158 178V174H160L162 172L164 162H165L164 160L172 152V150L167 151V149L165 148L164 142H165L166 137H167V132H166V127H165L163 121L161 120V117H157L156 119L151 120V118H148L144 115H140L139 113H137L135 111H131V110L125 109L123 107L120 109L113 107L114 104L112 105V107H110L111 103L108 104L104 100H101L102 102L98 101L94 104V103H92V101L96 100V99H94V97H93V99H91V100ZM191 99H193V100H191ZM43 100H41V101H43ZM195 100H198V99H195ZM233 100H231V101H233ZM247 100H249L248 97H247ZM258 100H260V99H258ZM68 101H70V100H68ZM250 101H249V105L252 104V102L250 103ZM2 102L3 101H1V103ZM72 102H76V101H72ZM89 102H91V104ZM93 102H95V101H93ZM196 102H198V101H196ZM224 102H225V100H224ZM240 102H242V100L239 101V103ZM244 102H248V101H244ZM37 103H36V105H37ZM19 104H20V102H19ZM50 104H49V106H50ZM92 104H94V105L92 106ZM194 104L196 106V103H194ZM197 104H199V103H197ZM217 104H219V102H217ZM223 104L226 105V103H223ZM234 104L235 103H233V105ZM241 104L242 103H240V105ZM47 105H48V103H47ZM74 105H77V104L75 103ZM74 105H72V106L74 107ZM88 105L90 106V108H89L90 112L88 110V107H89ZM245 105L249 106V105H247V103L244 104V106ZM21 106H22V104H21ZM54 106L55 107L51 106V108L52 107L56 108V105H54ZM246 106L244 109L247 112H249L251 109H248V107L246 108ZM23 107H25V106H23ZM42 107L44 108L46 106L42 105ZM198 107H196V110H197V108L199 110L201 106L199 105ZM203 107L205 108L206 106H203ZM214 107H215V105H214ZM221 107L224 108L223 105L220 106V108ZM229 107H231V106L228 105L227 108H229ZM20 108H22V107H20ZM29 108H27V109L29 110ZM86 108H87V110H86ZM216 108H218V107L216 106ZM75 109L76 108H74L73 111ZM222 109H220V110H222ZM253 109H255V108H253ZM253 109L251 112H253ZM34 110H33V112H35ZM42 110H44V109H42ZM24 111H25V109H24ZM27 111H26L27 114L31 113V112L28 113ZM87 111L90 113L89 114L90 116L88 115ZM202 111H203V109H202ZM10 112L11 111H9V113ZM53 112L54 111H52V115L54 114ZM224 112L226 113L225 108H224ZM224 112H223V110L221 111L222 115H225ZM63 113H64V111H63ZM216 113H217V111H216ZM216 113H215V115H216ZM40 114H41V112H40ZM56 114H57V112H56ZM226 114H228V113H226ZM231 114L233 116V113H231ZM29 115H31V114H29ZM29 115H28V117H29ZM49 115H51V114L49 113ZM34 116H35V113H34ZM42 116H44V115H42ZM63 116H64V114H63ZM11 117H12V115H11ZM25 117H26V114H25ZM65 117L67 118L68 116H65ZM32 118L33 117L31 116L30 120ZM36 118H34V119H36ZM50 118H51V116H50ZM66 118L63 119L61 122H64V120H65V123H66ZM24 119H26V118H24ZM60 119H62V118H60ZM22 120L23 119H21V121ZM70 120H72V119H70ZM46 121H47V123H49L48 119H46ZM226 121H227V118H226ZM36 122L38 123V121H36ZM61 122H60V125H61ZM10 123H12V122H10ZM19 124L22 125V123H18V125ZM34 124H32V125L34 126ZM67 124L63 125V126L66 127ZM228 124H229V121H228ZM52 125H53V123H52ZM11 126H13V124L10 125V128H11ZM17 126H15V127H17ZM37 126H39V125H37ZM55 126H56V124H55ZM63 126L60 127L61 131H62L61 128H64ZM230 126H232V125L230 124ZM57 127H59V126L57 125ZM48 128H50V127H48ZM51 128L53 129V127H51ZM65 129H68V128H65ZM20 131H22V130H20ZM45 131H44V133H45ZM49 131H51V130H48V132ZM70 131H72V130H70ZM22 132H24V131H22ZM73 132L74 131L71 132V135ZM236 132H237V130H236ZM239 132L240 131L238 129V133H236V134L242 135V132L241 133H239ZM58 133H60V132H58ZM51 134H53V132ZM51 134L48 136H51ZM75 134H76V132H75ZM45 135H47V134H45ZM58 137H60V136H58ZM64 137H62V138L64 139ZM186 137H189V136H186ZM25 139L26 138H24V140ZM77 141L78 140L76 139L75 143ZM24 142L26 143V141H24ZM24 142H23V145H25ZM54 142L57 143V141H54ZM59 142L60 141L58 140L57 146H58ZM190 142L191 141H189L188 142L189 144H187V145H190ZM49 143H50V141H49ZM248 143L249 142H246V144H248ZM20 145H21V143H20ZM26 146H29V145H26ZM68 146H67L68 149H66L65 146H64V148L66 150H70ZM248 146H249V144H248ZM53 147H54V145H53ZM59 147H61L60 151L62 152V149H63L62 146H59ZM81 147H79V148H81ZM244 147L246 148L247 146L244 145ZM19 148H22V147H19ZM65 149H64V151H65ZM56 150H58V148ZM56 150H54V151H56ZM24 151H26V149ZM7 152L9 153L10 151H7ZM247 152H248V150H247ZM18 153H20V152H18ZM58 153H57V155H58ZM5 154L6 153L3 154V152H1V156L5 155ZM22 154H26V153H22ZM22 154L19 158H21L23 156ZM61 156L63 157L64 161L61 160L62 159ZM27 157H30V155ZM1 158L2 157H0V159ZM3 158L5 159L6 157H3ZM24 158H22L21 161L24 162L27 159L26 158L24 160ZM69 158L72 160V162L70 161V164H69V162H68V164H66L67 163L66 160H68ZM238 159H236V161ZM2 160H1V162H2ZM12 160L16 161V159L15 160L12 159ZM30 160H29V162H30ZM191 160L189 161L188 166L190 168H194L195 166ZM195 160H197V159H195ZM62 161L64 162V164ZM187 161L188 160H186V163H187ZM239 161H237V162H239ZM18 162H19V165L22 166V164H20V161H18ZM190 162H191V165L193 164V167L190 165ZM7 163H6V165H8ZM25 163H26V161H25ZM28 164L29 163H27V165ZM263 164H264V162H263ZM3 165H5V164H3ZM6 165H5V167H7ZM9 165H8V167H9ZM246 165H247V163H246ZM259 165H262L261 162ZM237 166L239 167L238 164H237ZM164 167H166V166H164ZM240 167H239V169H240ZM249 167H250V165H249ZM251 168H253V167H251ZM260 168H261V166H260ZM254 169H255V167H254ZM256 169H258V168H256ZM216 170H217V168H216ZM228 170H230V169H228ZM261 170H262V168H261ZM190 171H191V169H190ZM224 171L221 170L218 172L223 173ZM254 171H252V172H254ZM7 172H9V171H7ZM7 172L5 174H7ZM226 172H229V171L226 170ZM230 172H231V170H230ZM246 172H248V171H246ZM252 172H250V173H252ZM216 174H218V173H216ZM9 175H7L5 177H9ZM11 175H13V177H14L13 173H11ZM218 175H220V174H218ZM261 175H262V173H261ZM263 175H264V173H263ZM198 176H197V178H198ZM200 176H199L198 181L199 180L203 181L204 179H200V178H202V176L201 177ZM211 176L209 175L208 177L210 178ZM222 176L224 177L225 174H223ZM229 176H231V174H229ZM208 177H206V178H208ZM217 177H219V176H217ZM223 177L221 179H223ZM231 177L233 178L235 176L232 174ZM2 178H4V177H2ZM209 178L207 179V182L211 181V182H209L210 183L209 186L212 188L211 184L213 183V185H214L215 184L214 182H216L215 180L217 178L212 177L213 178L212 180H211V178L209 180ZM225 179H227V178H225ZM240 179L241 178H239L238 180L239 181L243 180V177L241 180ZM6 180H9V179L5 178V181ZM232 180H230V182ZM204 181H206V180H204ZM227 181H228V179H227ZM227 181H226V184L228 183ZM234 181L235 180H233L232 183H234ZM236 181H237V179H236ZM7 182H5V183H7ZM241 182H243V181H241ZM241 182H240V184H241ZM245 182H246V180H245ZM229 183H228V187H229V185L231 186V184H232V183L231 184H229ZM234 184H236V183H234ZM8 185H9V183H8ZM12 185L13 184H11V186ZM14 185H15V183H14ZM237 185H239V184H237ZM205 186H207V185H205ZM218 186L219 185L217 184L216 187L218 188ZM223 186H225V185H222V188H223ZM226 187H227V185L225 186V188ZM0 188H1V186H0ZM201 188H202V186H201ZM213 188H215V187H213ZM219 188H221V187H219ZM219 188L217 191H219ZM212 190L213 189H210V192ZM223 190H226V189H223ZM223 190L221 189L220 191L223 192ZM233 190H234V188L232 189V191ZM7 191L8 190H6V192H5V190H4L3 193L4 194L7 193V196H9L8 192L10 191V189L8 192ZM214 191L216 192V188L214 189ZM240 191L242 192V190H240ZM203 192L207 193V195H206L207 197L208 196L212 197V193H209V190H208V192H207V190L203 191ZM203 192H202V194H203ZM0 193H2V192H0ZM230 193H231V195L230 196L227 195V197H228V204L231 207V204L234 205L233 202L235 200H240V198L242 196L240 195V193L238 194V191L236 192V194H238L239 197H238V195H235L234 192H233L234 195L232 194V192H230ZM200 194H201V190H200L199 196H200ZM213 194H214V192H213ZM228 194H229V192H228ZM217 195H219V193L216 194L215 196H217ZM220 195H222V194L220 193ZM202 196H205V195L203 194ZM205 197L202 198V200L203 199L207 200V198H205ZM222 197L224 198V196H220L219 198H222ZM209 199L211 201L210 197H209ZM0 200H1V198H0ZM216 200H217V198H216ZM216 200H215V202H216ZM220 200H222V199H220ZM225 200L226 199H224V201ZM193 201H192V204H193ZM210 201H208V203ZM217 201H219V200H217ZM199 202H201V201H199ZM203 202H205V201H203ZM225 202H227V201H225ZM186 204H188L187 207L185 206ZM205 204H206V202H205ZM205 204L203 206H205ZM215 204H217V202ZM190 206H192V205H190ZM205 207H207V205ZM213 207H216V206H213ZM213 207L210 206V208H213ZM218 207L219 206H217V208ZM225 207H228V206H225ZM230 207H228V208L230 209ZM2 208H1V210H2ZM183 209H185V211H183ZM230 210H224L223 212H230ZM246 228L250 229V227H247V226H246ZM252 228H254V227H252ZM253 247H255V248H253Z\"/></svg>","mask_w":264,"mask_h":264}]
</instances>
